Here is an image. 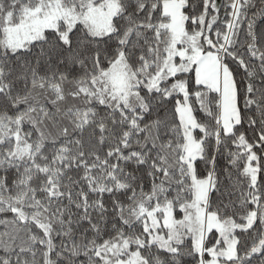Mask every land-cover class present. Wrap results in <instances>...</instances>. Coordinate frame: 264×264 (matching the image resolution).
Masks as SVG:
<instances>
[{
	"label": "snow or ice",
	"instance_id": "obj_1",
	"mask_svg": "<svg viewBox=\"0 0 264 264\" xmlns=\"http://www.w3.org/2000/svg\"><path fill=\"white\" fill-rule=\"evenodd\" d=\"M0 264H264V0H0Z\"/></svg>",
	"mask_w": 264,
	"mask_h": 264
}]
</instances>
